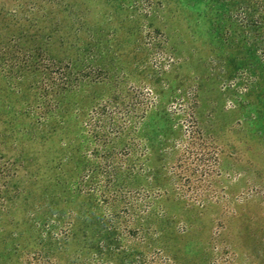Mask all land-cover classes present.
Masks as SVG:
<instances>
[{"label": "rangeland", "instance_id": "obj_1", "mask_svg": "<svg viewBox=\"0 0 264 264\" xmlns=\"http://www.w3.org/2000/svg\"><path fill=\"white\" fill-rule=\"evenodd\" d=\"M238 9L0 0V264H264V57Z\"/></svg>", "mask_w": 264, "mask_h": 264}, {"label": "trees", "instance_id": "obj_2", "mask_svg": "<svg viewBox=\"0 0 264 264\" xmlns=\"http://www.w3.org/2000/svg\"><path fill=\"white\" fill-rule=\"evenodd\" d=\"M221 3H237L239 6V13L242 19L245 21V24L251 30L252 35L255 37V40L258 41V49L262 51V55L264 57V38L260 37L258 34L261 31L263 25L261 22L264 20V11L260 8L251 9V4L257 6V2H253L252 0H217ZM250 8V9H249ZM123 254L125 264H167L166 258L162 257L159 252H155L154 254H144L142 252H138L134 249H124L121 252ZM36 264H43L40 258H36ZM103 264H108L107 261L103 262Z\"/></svg>", "mask_w": 264, "mask_h": 264}]
</instances>
